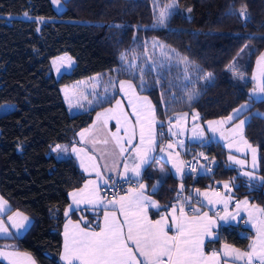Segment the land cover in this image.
<instances>
[{"label":"trees","instance_id":"trees-1","mask_svg":"<svg viewBox=\"0 0 264 264\" xmlns=\"http://www.w3.org/2000/svg\"><path fill=\"white\" fill-rule=\"evenodd\" d=\"M176 1L187 6L188 13L176 9L166 26L156 27L146 26L151 22V0H63L60 12L51 0H0V104H14L0 114V194L11 210L31 218L21 235L0 237V244L29 251L38 264H62L61 227L68 192L81 185L85 175L74 158H57L52 147L76 139L103 104L70 114L60 85L95 73L112 72L132 80L140 93L152 99L158 119L193 109L202 120L223 117L250 100L243 130L258 148L257 172L264 176V98L249 97L254 63L264 50V0ZM244 7L246 19L240 15ZM23 12L51 20L37 30L35 19L5 17ZM153 42L164 47L152 49ZM134 50L139 56L131 62L136 67L129 69L121 55L129 58ZM61 53L72 55L75 64L55 77L50 58ZM184 58L190 79H185V63L180 62ZM138 68L144 70L143 90ZM207 73L213 74L210 82L204 80ZM185 87L198 90L191 104ZM199 149L209 168L184 180L168 174L152 195L166 205L174 201L180 183L186 196H191L196 189L232 180L235 196H248L264 207V186L238 175L219 140L191 143L184 153ZM149 168L150 164L143 175L150 181ZM250 236L239 225L224 224L206 247L222 241L246 247ZM0 264L5 263L0 259Z\"/></svg>","mask_w":264,"mask_h":264},{"label":"snow or ice","instance_id":"snow-or-ice-1","mask_svg":"<svg viewBox=\"0 0 264 264\" xmlns=\"http://www.w3.org/2000/svg\"><path fill=\"white\" fill-rule=\"evenodd\" d=\"M53 3L60 5V0H53ZM174 6L173 4L168 7ZM168 14L167 8L159 13L158 21L160 24L165 23ZM240 15L247 17L246 7L241 8ZM157 46L164 47L155 42L154 47ZM60 59L64 60L65 58L61 57ZM67 59L70 60V58ZM125 60H128V57L122 54L121 61ZM180 62L185 63V79H190L187 58ZM53 64H56L55 60ZM256 65L259 76L255 72L252 74L251 79L254 83L250 99L257 96L264 98V53H261L257 58ZM128 67L131 69L136 65L129 61ZM138 70L141 73V90H143L144 70L142 68H138ZM233 74L239 75L241 79L243 78V73H237L235 69H233ZM212 75V73H207L204 76L205 82H210ZM118 83L120 92L125 94L128 90L132 92V95L128 97V106L132 109V112L130 114L125 112L121 100L117 99L114 108L97 113V120L101 121L104 128L107 127L109 120L116 121V131L111 133V137L115 148L118 149L119 156L125 160L121 179L128 182L130 186L125 195L119 196L118 199L114 196L111 201H105L104 198L100 197V186L91 179L86 181L82 188L69 194L75 205H92L93 209L102 206L104 211L103 224H97L95 227L89 225L86 220H83V217L81 219L84 226H81L80 222L74 223L71 219L68 220L64 227V251L61 257L64 264H240V262L242 264H264V208L250 204L247 199L238 201L235 205V211L230 212L228 204L232 199L231 196L221 197L219 192H214L212 195L219 199L213 200L209 198L208 193H203L209 205L214 206L217 203H223V214L216 211L214 215L210 216L208 212H201L200 208H190L189 211H186L183 206L179 209L172 206L171 211L167 214H161L159 219L149 218L148 209L150 207L159 208V205L145 195L146 185L140 181V177L141 169L152 160V153L156 150L154 127L156 124V110L146 96L136 95L131 81L120 80ZM157 83H159V80ZM184 92L188 97L189 104L199 94L196 88L189 90L185 87ZM261 102H264V99ZM246 107L247 105H241L240 108L235 110L234 115L228 116L226 120L238 119ZM186 115L187 113L184 114V116ZM256 115L259 116L258 113ZM130 117H135V120L133 121ZM182 118H178V122ZM207 123L209 130L215 133L218 129L213 125H222L223 122L208 121ZM246 123L248 121L241 119L239 124L236 125V129L239 130L243 143L251 150L253 171H243L241 174L247 177L249 181L258 179L261 186H264V176L258 177L255 174L257 149L252 147L242 135L243 126ZM121 129H123V136L119 135ZM91 131V129H85L79 134L81 142L84 141L86 133ZM192 131L199 138L203 137V131L197 133L196 126L193 127ZM221 138H224L223 133H221ZM134 141L137 142L134 143ZM95 142L94 140L93 143ZM102 143L107 145L109 141L105 139ZM177 143L183 146V141H177ZM172 147L171 143L167 145L168 149ZM228 147L231 149L232 144L229 143ZM57 148H60V146L57 145ZM63 151H67V149L65 148ZM129 151L132 155L126 157L125 153ZM160 151L165 152V149L160 148ZM72 152L77 154L78 158L83 153L84 157L91 162L90 166H86L84 159H81V167L84 168L85 172L91 173L94 171L96 177L101 179L104 185L109 184L111 177L105 179L102 176L100 165L96 162L97 158L95 156L88 155L84 148L73 147ZM168 155L171 158L170 152ZM228 159L234 164L240 165L241 168L245 167L246 160L244 159H237L233 155H229ZM128 160H131V164L127 162ZM118 166V163L114 162L112 170H115ZM173 167L176 168L177 172L181 171V168L175 163ZM104 168L107 170L108 166L105 165ZM192 170L195 171V167ZM210 170L206 169V171ZM129 172L132 174L131 176L128 175ZM161 172H163V169H161ZM133 180H135L134 187L132 186ZM113 183L115 182L113 181ZM159 183L157 181V184ZM224 188L231 192L229 183L226 182ZM155 189L156 185L153 186L154 191ZM197 192H199V189H197ZM241 205L244 206L243 210L247 211L248 215V219L244 220V223L250 224L256 232L253 242L248 246V250L241 251L225 244L221 251L206 253L204 250L205 238L209 240L217 239V233L214 229L219 226L218 220L225 223L237 221L241 218ZM71 208L72 205H69V210ZM7 210V201L0 197V235L6 236L11 234L9 224L19 232L26 227L28 221L27 216L16 212L7 217L6 223L3 215ZM65 216H68L67 211ZM17 217L22 219L17 220ZM120 217H123V219L121 220ZM222 257L225 258L223 261ZM0 258L6 260L7 264H36L30 253L20 252L16 250L14 245H5V250H0Z\"/></svg>","mask_w":264,"mask_h":264},{"label":"crops","instance_id":"crops-1","mask_svg":"<svg viewBox=\"0 0 264 264\" xmlns=\"http://www.w3.org/2000/svg\"><path fill=\"white\" fill-rule=\"evenodd\" d=\"M51 58H50V60H51ZM50 66H51V63H50ZM51 70H52V68H51ZM52 72H53V70H52ZM96 74H98V78L94 82L92 80V77ZM83 79L90 80V82L92 84L96 85L95 93H90L89 95H87L86 98H81L80 96H76L75 94H72L70 92L71 90L69 88H66L69 91L68 93H66L68 96L66 98L64 96V91L62 90V86H64V85H76L77 83H79L80 80H83ZM120 80L131 81V83L133 84V86L135 88L136 95L141 96V97L146 96L151 101L152 105L155 107L152 99L148 95L140 93L137 90V88H136V86L132 80H130L128 78H117L115 76V74L112 72L95 73V74H92L90 76L74 80L70 83L60 85V91H61L63 100H64L66 107H67V110L70 114H75V113L87 111L91 108H94L95 106H98L99 104H103L102 106H100L96 109L93 121L88 126L82 128L78 131L76 139H74L72 142H69V143H67V142L57 143L52 147V152L57 158H67V157L74 158L79 169L85 175V178H84L83 182L81 183V185H79L75 188H72L68 192L69 202L66 205L65 210H64V215H65V212L67 211L68 216L64 217V221H63L62 227H61V250H60L59 258H60L62 264H64V261L61 259L62 255H63V251H64V249H63L64 227H65V224L68 222L69 219H71L74 223L80 222L81 226H84L83 220H86L88 222V224L91 225L92 227H95L97 224H101V225L103 224V211L104 210H103L102 206L100 208L93 209L92 205H86V204L75 205V204H73L72 197L69 194L80 189V188H82L84 186L85 182L88 181L89 179H91V180L96 181V183L100 186V190H99L100 197L104 198L105 201H111L112 200V199H107V198L103 197V195L101 193V187L104 185V183L101 179L96 177L95 172L94 171H92L91 173L85 172L84 168L81 167V159H84V163L86 166H90L91 162L88 161L86 159V157H84L83 153H81L80 158H78L77 154L72 152V148L73 147L84 148L88 152V155L95 156L97 158L96 162L100 165L101 174L105 179H108L109 177H111V179H115V180L121 179V175L123 174V163L125 162V160L119 156L118 149L115 148V144L112 141V137H111V133L116 131V121L115 120H109L107 127L104 128L102 126L101 121L97 120V113H102L106 109L114 108L115 107V101L117 99L121 100L123 110L125 112H128L129 114L132 112V109L128 106V97L132 95V92H131V90H128L127 94L120 92V90H119L120 86L118 83ZM110 81H111V83H110ZM113 84L115 85L114 87H113ZM125 87H127V86H125ZM155 110H156V108H155ZM179 115H180L179 113L174 115L172 122L169 124V128L171 131L173 130V131L180 134L181 126L179 125V122L177 121V118ZM130 119H132L134 121L135 117H130ZM159 122L160 121H159L157 114H156V124L154 126L155 127V133H156V150L152 153V157H153L152 160L141 169V177H140V181L146 185V187L144 189L145 195L150 197L151 200L155 201L159 205V208L150 207L148 209L149 218L153 219V220L159 219L161 214L169 213L171 211L172 206H175L177 209H179L175 201L171 202L170 204L164 205L155 196H153L152 195V191H154L153 186L156 185V188H157L160 185V183L162 182V180L165 178V176H167L168 174H172L176 178H181L182 172H183L182 162L180 160V158L182 157V152L187 149L189 144L195 142L192 140L190 141V139H186L185 144H184V148H183L184 150H180V155H177L175 152L172 151V149L167 148V145L169 143H171L172 145H173V143L172 142L165 143L164 142L165 139L161 135H159ZM85 129H91L92 131L90 133H86L84 141L81 142V137L79 134L81 132H83ZM119 135L120 136L124 135L123 129H121V132L119 133ZM188 138H190V137H188ZM105 139H107L109 141V143L107 145L102 143V141ZM94 140L96 141L95 143H93ZM137 141H138V129H137ZM137 141H134V143ZM57 145H59L60 148H57ZM125 147H127V145H125ZM65 148L67 149V151H63V149H65ZM160 148H164L165 152H161ZM169 152L171 153V158H169V155H168ZM130 155H132L131 151L125 153L126 157L130 156ZM114 162H117L119 166L115 170H112ZM127 162L129 164H131V160H128ZM174 163L179 168H181L180 172H177L176 168L173 167ZM149 164H150V168H149L148 174L151 178L150 181H149V179H146L143 175L145 168ZM105 165L108 166L107 170H105V168H104ZM161 169H163V172H161ZM128 175L131 176L132 174L129 172ZM157 181H159L160 183L157 184ZM180 187H181V183L179 184L178 188H180ZM128 188L119 192L115 198L118 199L119 196L125 195L128 191ZM199 190H201V191L198 193H197V189L194 191L201 198V204L198 206V208L201 209V212H208L210 216L214 215V213L216 211H220L221 214H223V203H217L214 206L209 205L208 200L205 199V196L203 195V193H208L209 198H211L213 200L219 199L218 197H215L212 195V193H214V192H219L221 194V197L231 196L232 199L229 201V204H228L230 212L235 211V205L238 201H243L245 199H247L250 202V204H255L259 207L264 208L262 205L252 201L248 196H235L233 194V191L229 192L227 189H225L222 185H220L217 182L212 187H206V188L199 189ZM3 199L6 200L5 198H3ZM69 205H72L71 210H69ZM109 207H111V206H109ZM243 208H244V206L241 205V209H242V211L240 213L241 218H239L237 221H229L227 223H225L224 221L218 220L219 226L217 228H215L214 231L216 233H218L219 228L224 224L239 225L243 229H246L249 232H251V236L249 238L247 246L246 247H238V246L233 245L229 242L222 241L215 247L207 248L206 243L209 241H212V240L205 238L204 250L206 253L210 254L212 251H221L225 244H228V245L232 246L233 248L240 249L241 251H247L248 250V246L253 242L255 235H256V232H255V229L252 228L250 224L244 223V220L248 219V215H247V211H244ZM7 209H8L7 212L3 215V219L6 221V223H7V217L9 215H13L16 212H20L23 214V216H27L28 221L26 222V227L24 229H21L19 232H17V230L15 228H12L11 225L9 224L8 227H9V232L11 234L7 235V236L6 235H0V237H16V236H19L29 226V224L31 222V218L27 214H25L24 212H22L18 209L11 210L10 204L8 201H7ZM152 213H154V215H152ZM82 217H83V220L81 219ZM21 219L22 218L17 217V220H21ZM120 219L122 220L123 217H120ZM15 248H16V250H18L20 252L30 253L29 251L22 250V249H19L17 247H15ZM0 249L5 250V246H0ZM32 257L36 261V259L33 255H32ZM0 259L5 264H7L6 260H4L3 258H0ZM223 259H225V258L222 257V261H223ZM36 264H38L37 261H36ZM240 264H242V262H240Z\"/></svg>","mask_w":264,"mask_h":264},{"label":"rangeland","instance_id":"rangeland-1","mask_svg":"<svg viewBox=\"0 0 264 264\" xmlns=\"http://www.w3.org/2000/svg\"><path fill=\"white\" fill-rule=\"evenodd\" d=\"M151 1H152L151 22L148 25H146V26L164 27V26H166V22H167L168 18L170 17V15L176 9H179V8L180 9H184L187 13L189 11L187 6L180 5L176 0H164V1L151 0ZM51 2H52V5H53L54 9L57 12H60L64 8L63 0H60V5L54 4L53 0H51ZM173 4L175 5L174 7H168V6L173 5ZM166 8H167V11H168L169 14L167 15L165 23L164 24H160L159 21H158L159 13L162 10H165ZM25 13L26 12H23L21 14H6L5 17L7 19H9L11 17H21V18H24V19H35L36 22H37V30L40 29V26L42 25V23H44L45 21L51 20V18L31 16L28 13H27V15H25ZM146 43H147V40L144 39V41H143L144 54H146V52L148 51V49L146 47ZM154 43L155 42L152 43V49H155ZM261 53H264V50ZM122 54L125 55L124 53H122ZM260 54H259V56H260ZM138 56H139L138 52L136 50H134L130 54V57L128 58V60L126 62L129 64V61L132 62L133 57L136 58ZM61 57H64L65 59L61 60L60 59ZM67 58H70V60L67 59ZM54 60L56 61L55 65L53 64ZM256 61H257V59H256ZM256 61L254 63V67H253V73L255 72L259 76V72H258V69H257ZM149 62L154 67V62L151 59H149ZM50 63H51V68L53 70V73H54L55 77H58L61 73L68 72V71H70L72 69V67L75 64V59L69 53H61L59 55H56V56L52 57L51 60H50ZM57 69H59V70H57ZM97 78H98V74L94 75L92 77V80L95 82L97 80ZM66 88H69L71 90L70 92L72 94H75L76 96H80L81 98H86L87 95H89L90 93H95L96 85L92 84L90 82V80H87V79L80 80L79 83H77L76 85H64V86H62V90L64 91V96L67 98L68 96H67L66 93H68L69 91ZM252 88L249 90V97H250V94L252 92ZM258 98H262V97L257 96V97H254L253 99H258ZM241 105H247V107L243 110V112L239 116V118L238 119H233L232 121H227L226 118L228 116H230V115H234L235 110L240 108ZM249 106H250V100L243 101L238 106H236L230 112L229 115L223 116V117H218V118L205 119V120L201 119L200 113L196 109H193V110H190V111H182V112L179 113L180 115L178 116V118L183 117L182 119H179V125L181 126L180 134L175 132V131H173V130L172 131L170 130L169 124L172 122V120H170L168 122L167 126H163V127H167L168 132L170 133V135L173 137L174 140H175L176 137L179 136L180 137L179 141H183V146H180V144L177 143V141H172V140H169V139H166V138L163 137L165 139L164 142L165 143L172 142L173 145H174L171 148L172 151L175 152L176 154L180 155V150H184L183 148H184V144H185L186 139H190V141L192 140V141H195V142H207V141H209L211 139L219 140V141H221L223 143V145L225 146V148L227 150V161H228V164L230 166L235 167L237 169L238 175H241L245 179L249 180L247 177L243 176L241 173L243 171H253V168H252V153H251V150L243 143V141L241 140V134H240L239 130L236 129V125L239 124V121L241 119L246 120V121L248 120L249 114L248 113H244V111ZM13 107H14V104L11 103V102H3V103H1L0 104V114L9 111ZM185 113H187L186 116H184ZM178 118H177V121H178ZM208 121H221L223 123H222V125H213V127H216L218 129L215 133H213L212 131L209 130V126H208V123H207ZM194 126H196L197 133H199L201 130L203 131V137L202 138H199L197 135L193 134L192 129H193ZM243 129H244V126H243ZM173 133H175V135H173ZM221 133H223V137L224 138H221ZM242 135H243V137L245 139H247L245 137V135H244V130H243ZM188 137H190V138H188ZM247 141H248V139H247ZM229 143L232 144V148L231 149L228 147ZM249 143L252 145V147L257 149V152H256L257 167L255 169V174L258 177H260V175L257 172V170H258V148L253 143H251V142H249ZM237 149H239V151H237ZM229 155H233L237 159L246 160L245 167L241 168L240 165L234 164L232 161H230L228 159ZM181 158H180V160L182 162ZM182 170H183V165H182ZM226 182L229 183V185L231 186V191H233V182H232V180H220L217 183H219L220 185H222L224 187V184ZM200 191L201 190H199V192ZM0 197H2V196L0 195Z\"/></svg>","mask_w":264,"mask_h":264},{"label":"built area","instance_id":"built-area-1","mask_svg":"<svg viewBox=\"0 0 264 264\" xmlns=\"http://www.w3.org/2000/svg\"><path fill=\"white\" fill-rule=\"evenodd\" d=\"M242 17L245 19L248 18V13H247V17L244 16ZM173 117L174 116L164 115L162 118L159 119L160 121L159 135L172 141H179L180 140L179 136L176 137L174 140L173 137L168 132L167 127H163V126H167L168 122L172 120ZM201 153L203 152L200 149L193 152L190 155L185 154L184 151L182 152V165H183V172L181 176L182 180H184V178L189 175L192 177H196L201 173L203 168H209V165L208 166L205 165L206 162L204 161V156L201 155ZM193 167H195L196 169L195 171L192 170ZM113 181L115 183H113ZM129 186H130L129 183L123 179H116V180L111 179L108 185H103L101 187V193L103 197L107 199H113L114 196L116 197L119 192L127 189ZM132 186H135V180H133ZM174 201L176 202L178 208L183 206L186 211H189L190 208H198V206L201 204L200 196L196 193L191 196H186L182 185L180 188H178L175 194ZM241 234L245 235L246 232L242 231Z\"/></svg>","mask_w":264,"mask_h":264},{"label":"water","instance_id":"water-1","mask_svg":"<svg viewBox=\"0 0 264 264\" xmlns=\"http://www.w3.org/2000/svg\"><path fill=\"white\" fill-rule=\"evenodd\" d=\"M5 245H9V244H0V246H5Z\"/></svg>","mask_w":264,"mask_h":264}]
</instances>
